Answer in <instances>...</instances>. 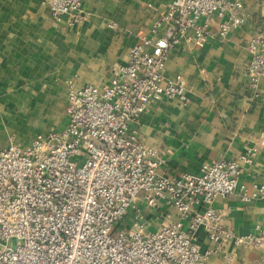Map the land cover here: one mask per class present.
<instances>
[{"label":"built area","instance_id":"2783aa9c","mask_svg":"<svg viewBox=\"0 0 264 264\" xmlns=\"http://www.w3.org/2000/svg\"><path fill=\"white\" fill-rule=\"evenodd\" d=\"M43 1L57 23L71 28L85 21L81 0ZM213 18L220 38L246 22L239 0H171L109 84L66 82L62 130L0 150V264H208L216 250L197 246L199 229L217 248L230 242L264 248V214L253 232L238 235L212 206L237 192L242 202L264 201V185L241 182L256 147L203 164L197 174L167 178L157 173L163 163L157 151L131 127L152 101L187 102L182 76L165 78V63L176 46H203ZM247 50L256 94L264 82V35L253 36ZM160 206L173 207L179 219L148 232L143 213Z\"/></svg>","mask_w":264,"mask_h":264},{"label":"crops","instance_id":"0c3cea01","mask_svg":"<svg viewBox=\"0 0 264 264\" xmlns=\"http://www.w3.org/2000/svg\"><path fill=\"white\" fill-rule=\"evenodd\" d=\"M170 1L81 0L85 21L70 28L52 19L43 0H0V150L9 144L24 147L38 135L62 130L66 82L109 84L113 69L126 64L130 48L150 34ZM239 1L246 18L241 27L220 38L213 18L203 46L182 44L169 52L165 78L182 76L187 102L152 101L131 125L163 160L159 175L197 174L203 164L234 160L256 147L241 182L264 185V82L255 94L246 73L247 44L264 35V0ZM212 206L222 225L238 235L253 232L264 214V201L242 202L238 192L215 199ZM143 214L148 232L179 219L168 206ZM133 221L129 212L125 222ZM194 237L201 250H216L208 264H259L264 259V248L231 242L217 248L203 229Z\"/></svg>","mask_w":264,"mask_h":264},{"label":"rangeland","instance_id":"374dc122","mask_svg":"<svg viewBox=\"0 0 264 264\" xmlns=\"http://www.w3.org/2000/svg\"><path fill=\"white\" fill-rule=\"evenodd\" d=\"M131 218V217H130ZM130 218H129V221H130ZM132 223H130L129 225H131Z\"/></svg>","mask_w":264,"mask_h":264}]
</instances>
